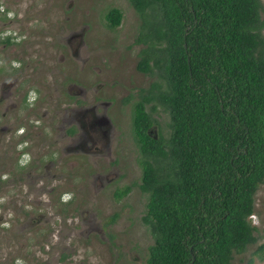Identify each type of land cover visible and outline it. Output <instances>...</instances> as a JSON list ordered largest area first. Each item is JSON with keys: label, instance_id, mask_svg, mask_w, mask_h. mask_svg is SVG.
Here are the masks:
<instances>
[{"label": "trees", "instance_id": "1", "mask_svg": "<svg viewBox=\"0 0 264 264\" xmlns=\"http://www.w3.org/2000/svg\"><path fill=\"white\" fill-rule=\"evenodd\" d=\"M127 1L142 44L135 66L155 75L143 100L169 119L167 133L151 137L153 117L135 104L141 220L152 235L145 264H230L259 235L248 215L264 178V4ZM104 18L114 28L121 11L112 6Z\"/></svg>", "mask_w": 264, "mask_h": 264}, {"label": "rangeland", "instance_id": "2", "mask_svg": "<svg viewBox=\"0 0 264 264\" xmlns=\"http://www.w3.org/2000/svg\"><path fill=\"white\" fill-rule=\"evenodd\" d=\"M112 6L120 9L121 19L109 28L104 13ZM4 8L0 35L10 28L20 35L18 47L0 43V57L9 61L15 56L14 64L46 59L51 66V81L57 84L51 91L52 126L43 150L53 152L52 157L68 156L41 182L20 185L17 193L14 186L0 188V264H145L152 242L141 220L146 194L137 187L140 168L129 135L128 107L118 101L121 91L147 86L155 77L135 66L142 46L133 42L136 12L127 0H0ZM73 33L81 34V40ZM24 82L27 79L20 81V88ZM73 99L79 101L76 106ZM102 99L111 100L105 110L111 124L109 145L100 136L99 153L67 151L72 143L63 136L62 126H54V111L70 102L67 106L73 110L68 114L78 119L82 110L86 115L91 108L100 112L103 104L97 101ZM152 114L155 132L166 134L167 112L157 105ZM51 139L57 141L55 146ZM113 156L114 165L108 163ZM124 184L130 185L129 191L114 198L112 190ZM248 216L258 228V238L242 252H232L230 264H264V251H253L264 239V178L252 193Z\"/></svg>", "mask_w": 264, "mask_h": 264}, {"label": "flooded vegetation", "instance_id": "3", "mask_svg": "<svg viewBox=\"0 0 264 264\" xmlns=\"http://www.w3.org/2000/svg\"><path fill=\"white\" fill-rule=\"evenodd\" d=\"M5 10V8L0 9V19L6 16ZM13 17L8 18L11 21ZM4 31V34L0 35L1 47H5V45L9 48L18 47L19 32L13 28ZM71 35L78 36L81 40V34L73 33ZM14 59L15 56L9 61H3L0 57V188L3 187L2 190L7 191L9 186H14L15 193H17V187L20 185L26 186L33 184L35 181L41 182V178L44 176H49L50 173L54 175L57 168L55 166L63 162L68 154L63 156L60 153L58 156L52 157L53 152L48 149L43 150L46 144L44 138L52 126L51 91L55 90L57 84L51 81V66L46 63V59L36 60L33 64L24 59L22 61L17 60L18 62L14 64L12 63ZM22 79H27L28 83L24 82V87L20 88ZM144 87L146 86H135L133 89L123 90L118 96L119 105L126 104L128 107L129 135L137 151L134 160L139 168V145L133 129V113L137 102L142 101L143 109L149 111L153 117V122L145 127V132L154 138L158 135V132H155L157 120L152 114L155 109L151 110L149 101L143 100ZM73 100V104L76 106L75 102L79 101L77 99ZM110 101V99L98 100L99 104H103L100 112H94L91 108L89 114L86 115L85 111L82 110L79 114L81 117L78 119L71 116V113L68 114V110H73L71 106H67L70 102H63L65 106L54 111L56 113L54 126H62L63 136L67 137L72 143L65 147L67 151H83L86 155L93 152L99 153L100 151L97 149L100 136L105 140L104 145H109L108 131L111 124L105 110ZM60 105L61 103L58 106ZM50 141L53 142V146L57 144L55 139ZM36 146L39 147L38 152L35 151ZM40 153L42 154L41 160H36ZM101 153L106 154L107 152L101 151ZM68 161L66 160V162ZM108 163L114 165L116 158L111 157ZM126 187L128 189L122 195L115 196V191ZM137 187L146 194L145 191L139 188L138 183ZM129 189L130 185L126 184L119 188L115 187L112 190V195L114 198H120ZM9 201L8 197L7 203ZM115 215L116 213L112 214L109 218L110 221L115 219Z\"/></svg>", "mask_w": 264, "mask_h": 264}, {"label": "water", "instance_id": "4", "mask_svg": "<svg viewBox=\"0 0 264 264\" xmlns=\"http://www.w3.org/2000/svg\"><path fill=\"white\" fill-rule=\"evenodd\" d=\"M191 257L193 258V255H191ZM191 263V260H189L188 262H187V264H190Z\"/></svg>", "mask_w": 264, "mask_h": 264}]
</instances>
